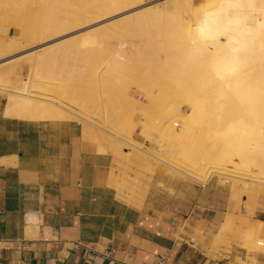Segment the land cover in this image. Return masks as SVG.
Returning a JSON list of instances; mask_svg holds the SVG:
<instances>
[{
	"label": "bare ground",
	"instance_id": "obj_1",
	"mask_svg": "<svg viewBox=\"0 0 264 264\" xmlns=\"http://www.w3.org/2000/svg\"><path fill=\"white\" fill-rule=\"evenodd\" d=\"M136 1L0 0V58L15 50L21 41L42 40L86 19L116 13ZM35 6L38 10H33ZM203 6L202 10H197L193 0H173L122 19L118 29L122 34L132 30L143 38L142 48L136 43L129 45L137 52V58L144 59L148 65V69L147 65L145 67L150 77L146 79L151 80L145 82L144 75L141 81L159 88L156 97H152L144 89L148 85L141 87L147 92L150 108L161 115L164 145L167 144L171 153L180 154L184 162L204 158L213 165L211 170L205 169L207 172L174 166L177 172L195 180H207L214 171L230 176L234 172L222 168L220 161L237 156L249 165L264 153V0H207ZM11 25L14 35L9 34ZM93 35L95 37L75 39L70 46L58 45L17 57L15 60L19 62L25 57L28 76L20 78L12 65L6 72H0V91L6 94L4 113L14 119L74 118L86 122L90 121L89 100H92L106 117L123 116L129 97L117 94L103 102L102 90L111 80L104 81L109 73L114 76L112 83L118 85L124 80L121 79L130 58L124 52L126 39L119 42L120 51L107 60L106 55L99 53L104 50V41L97 38V34ZM85 78L92 79L89 90L81 85L73 89L75 82L81 83ZM73 91L78 97L73 94L75 97L68 99L75 106L51 96L54 93L67 98ZM182 101L189 107L187 116L181 114ZM232 111L246 115L227 119L225 116ZM177 119L181 120V125ZM102 130L112 137L101 132L103 135L99 138L105 142L100 141L97 151H114L119 141L130 144L128 135L107 126ZM209 139L219 143L213 141L212 144ZM260 168L264 171V166ZM260 174L264 176V172ZM252 232L249 231L250 236L256 240V232ZM254 239L249 242L248 238V242L255 243Z\"/></svg>",
	"mask_w": 264,
	"mask_h": 264
},
{
	"label": "crops",
	"instance_id": "obj_2",
	"mask_svg": "<svg viewBox=\"0 0 264 264\" xmlns=\"http://www.w3.org/2000/svg\"><path fill=\"white\" fill-rule=\"evenodd\" d=\"M4 108L0 264H264V219L230 191L123 172L81 120Z\"/></svg>",
	"mask_w": 264,
	"mask_h": 264
},
{
	"label": "rangeland",
	"instance_id": "obj_3",
	"mask_svg": "<svg viewBox=\"0 0 264 264\" xmlns=\"http://www.w3.org/2000/svg\"><path fill=\"white\" fill-rule=\"evenodd\" d=\"M170 1H173V0H137L136 2L132 3L130 6L126 7L125 9L123 8L121 10L116 11V13L114 12V13L104 15V16L94 18V19H90V18L86 19L76 26L68 27L64 31L49 35L42 40L37 39L34 41L33 40H28V41L26 40L24 42L21 41L22 43L19 42V46L15 50L11 51L9 54L0 58V63H1L0 72L1 73L6 72L7 69L14 66L16 68V74L19 75L20 78H24L28 76V70H27L26 65L24 64L25 57L21 58L20 62L19 60H15L17 59V57L27 54L29 52H33V51L35 53H38L43 50L56 47L58 45L61 46V45L67 44L70 46L74 44L75 39L79 40L83 36H88V35H92L93 37L94 33L97 34V38H100L104 41L103 43V41L101 40V42L103 43L104 50L102 49L99 53L106 55V59L110 60L116 52L120 51L119 42L124 40L125 38L126 41L124 42L126 45V51L124 52H126L125 53L126 55L130 56V58L127 60V63H126L127 66L126 64L125 66L127 69L128 68L129 69L128 70L126 69V74L123 75L121 80L126 79L127 81H125L124 83H123L124 80L121 81L122 83L118 82V85H119L118 86L117 84L112 83L113 82L112 78L114 79V76L112 75L113 77H111L109 73V75L107 74L105 76L106 78H104V81H106V79L108 80L111 79V80L108 81L106 85L105 84L104 85L109 86L110 82H111V85L109 86V88H107L108 87L107 86L106 87L107 89L103 86V90H102V101L103 102L108 101L112 96H115L117 94H121L126 97L128 96L129 100L126 105L125 112L123 113V116L121 115L120 117H116V116L114 117L113 115H107L106 117L105 113L102 112L100 109H97V107L94 106V103L92 102V100H89L90 101V104H89L90 121H86V122L84 120H81V121L85 124V126L87 125L88 129H90L89 131H90L91 139H94L93 141L96 143L98 142L99 144L100 141H104L99 138L101 137L99 135L104 134V135H107L108 137L109 136L112 137L109 133L102 130L104 126L112 128L115 132L119 134L122 133L124 135H128L131 138L130 144H126V143H123L122 141H119L117 144L118 146H116V149L114 151H111L113 152L115 156L120 158L121 163H122L121 168L123 169V172H126V173L132 172L143 178H149L150 180L158 174H163L164 176H169L171 179L184 180L187 183L198 184L200 186L214 185V186L222 187L225 190L230 191L232 196L235 199H237L240 203H244L247 207L249 205L252 208L253 212L256 211V214H255L256 217L264 219V180L262 179L264 178V176L260 174L264 172L262 168H260V166L261 167L264 166V153L259 154L257 156L259 158L256 159V162L251 163L249 165L243 163L237 156H232L231 159L227 161H220L219 163H220V166L222 165L221 166L222 168L226 167L225 169H228V170L230 169V172L231 171L234 172V173L231 172L232 175L230 176L223 175L221 172H218V171H214V174L207 180H195L191 178L190 176H186L184 174L177 172L174 166H182V167H185V169L187 170L197 172L198 169L199 170L204 169V171H206L205 169L211 170L213 165L210 164L207 159L205 161L204 158L203 159L199 158L196 161L184 162L181 159L182 157L180 154L178 155L177 152L175 154L171 153L167 144L165 143L166 145H164V142H163L164 135L162 131L163 124L160 121L161 115L156 113L157 112L156 110L153 111L150 108L149 97L147 95V92L149 91L151 93V95L149 96L156 97V95L158 94L157 91H159V88L158 87L155 88V86L151 87L148 85L150 83L148 84L145 83V82H148V80H151L150 78L146 79L150 77L149 71L148 72L146 71L148 69V65L144 63L145 61L144 59L139 60V58H137L138 57L137 52L133 50V48H130V45H129L132 43H136V44H139V46L142 48L143 45L141 42L143 38L137 37V34H134L136 32H133L132 30H129V31L133 32L134 36L130 32L128 33V31H127L128 34L126 32L122 34L121 31L118 32V29H119V26H120L119 24L122 21V19L128 16L129 17L136 16L138 13H140L143 10L151 9L157 6H162V5L167 4ZM206 1L207 0H193L194 9L202 10V8L204 7L203 5L206 3ZM33 10H38V6H35ZM111 20H113V23ZM9 34L14 35L13 25H11ZM126 34L130 37H127ZM118 35H122V36H118ZM139 41L141 44L139 43ZM132 56H134L135 60H139V62L138 61L135 62V60L131 58ZM15 61L17 62L16 64H15ZM140 61H143V62H140ZM13 63L15 65H13ZM129 63L131 64L133 63L131 66L135 64L136 67L139 66L142 69L139 67L137 69L135 65L131 68V66H128ZM146 65H147V69L145 67ZM137 73L138 75H136ZM144 75H146V77L144 78L145 82L143 81V79L142 81L140 79V78H143ZM130 76L132 78H130ZM118 77H120V75H118ZM91 82H92V79L90 78H87V79L85 78L84 81L81 83L77 81L74 83L75 85L73 89L81 85V87H84V89L89 90ZM122 84L128 87L123 86V88H121ZM146 85H148L149 88L148 86L146 87ZM144 86L146 88H144ZM141 87H143L146 91L147 90L148 91L146 92ZM114 88L116 89L114 90ZM73 94L75 96L78 95L76 92L73 91V92L68 93L67 98L66 97L60 98L58 95L54 93H51V96L53 95V97H55L56 99H61L65 104H68L70 106H75L68 99V98L75 97ZM133 97H134V100L132 99ZM0 101L2 105L4 106L6 103V94L3 91H0ZM130 101L132 102V104L130 103ZM134 101L137 102V105L134 104ZM181 106H182L181 114L184 113L185 116H187L189 107H187L186 103L183 101L181 102ZM232 114L231 113L227 114V116L225 117L227 119H233L239 116L245 117L244 115H246V113L238 112V111H232ZM249 116L251 117V115ZM122 117L124 118L122 119ZM106 118L107 119L111 118V121L109 119L110 122H108ZM121 120H126L125 122H123L125 123V125L121 123ZM177 121L181 125L182 123L181 120L177 119ZM113 124H115L116 126H114ZM157 127H160V128H157ZM210 141L212 144H213V141L214 143H219L217 140L209 139V142ZM217 165L219 166V164ZM234 174L236 176H234ZM259 177L260 179H258ZM259 248L264 250L263 245H260Z\"/></svg>",
	"mask_w": 264,
	"mask_h": 264
},
{
	"label": "built area",
	"instance_id": "obj_4",
	"mask_svg": "<svg viewBox=\"0 0 264 264\" xmlns=\"http://www.w3.org/2000/svg\"><path fill=\"white\" fill-rule=\"evenodd\" d=\"M159 264H164V261H161Z\"/></svg>",
	"mask_w": 264,
	"mask_h": 264
}]
</instances>
